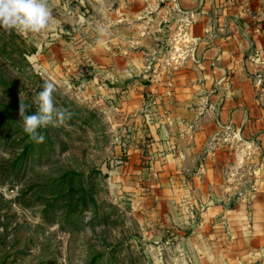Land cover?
Listing matches in <instances>:
<instances>
[{
  "label": "rangeland",
  "instance_id": "rangeland-1",
  "mask_svg": "<svg viewBox=\"0 0 264 264\" xmlns=\"http://www.w3.org/2000/svg\"><path fill=\"white\" fill-rule=\"evenodd\" d=\"M47 5L43 33L0 29V264H209L216 251L204 246L225 236L224 225L215 230L224 223L165 201L159 174L176 157L151 136L145 103L121 121L113 89L103 90L93 48L116 5ZM46 81L65 119L54 117L37 143L19 106L34 113Z\"/></svg>",
  "mask_w": 264,
  "mask_h": 264
},
{
  "label": "crops",
  "instance_id": "crops-1",
  "mask_svg": "<svg viewBox=\"0 0 264 264\" xmlns=\"http://www.w3.org/2000/svg\"><path fill=\"white\" fill-rule=\"evenodd\" d=\"M98 1L116 5L93 48L103 90L121 121L145 103L176 157L159 174L165 201L224 223L209 264H264V0Z\"/></svg>",
  "mask_w": 264,
  "mask_h": 264
},
{
  "label": "clouds",
  "instance_id": "clouds-1",
  "mask_svg": "<svg viewBox=\"0 0 264 264\" xmlns=\"http://www.w3.org/2000/svg\"><path fill=\"white\" fill-rule=\"evenodd\" d=\"M51 12L47 0H0V29L15 31L20 35L40 34L50 26ZM55 85L45 82L43 89L34 96L36 111L29 112L31 106L23 102L19 106L20 124L30 140L43 143L45 137L39 132L55 120L63 123L65 111L54 106L53 93ZM71 114H68L70 118Z\"/></svg>",
  "mask_w": 264,
  "mask_h": 264
},
{
  "label": "built area",
  "instance_id": "built-area-1",
  "mask_svg": "<svg viewBox=\"0 0 264 264\" xmlns=\"http://www.w3.org/2000/svg\"><path fill=\"white\" fill-rule=\"evenodd\" d=\"M190 20L191 19H188V17L185 16V18L183 19L185 26L189 25V23L191 22Z\"/></svg>",
  "mask_w": 264,
  "mask_h": 264
},
{
  "label": "trees",
  "instance_id": "trees-1",
  "mask_svg": "<svg viewBox=\"0 0 264 264\" xmlns=\"http://www.w3.org/2000/svg\"><path fill=\"white\" fill-rule=\"evenodd\" d=\"M74 175H77V174H75V173H68V174H66L64 177H63V179H65L66 180V178H68L69 176H74Z\"/></svg>",
  "mask_w": 264,
  "mask_h": 264
}]
</instances>
